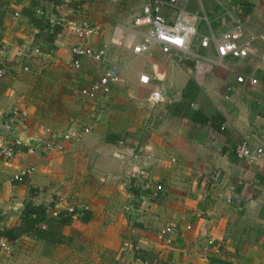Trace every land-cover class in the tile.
<instances>
[{
	"label": "crops",
	"instance_id": "1",
	"mask_svg": "<svg viewBox=\"0 0 264 264\" xmlns=\"http://www.w3.org/2000/svg\"><path fill=\"white\" fill-rule=\"evenodd\" d=\"M144 2L0 0V118L12 109L27 113L17 133L0 128V147H22L11 161L0 156V227L17 226L29 200L38 208L87 209L76 204V196L90 176L101 174L96 163L114 153L122 155L121 169L139 179L141 189L132 227L121 212L101 228L97 212L88 209L89 222L75 219L63 227L62 244L22 238L9 254L0 251V264H82V258L86 264H264V160L249 163L234 154L243 141L264 150V45L251 43L246 58L219 60L213 44H199L237 23L245 37L264 34V0H178L200 20L189 49L172 56L157 46L147 55L131 51L148 30L133 24ZM28 12L60 27L52 49L37 43ZM161 13L172 23L176 10L164 6ZM84 20L95 28L92 48L109 46L108 61L81 58L80 69L73 70L74 27ZM108 65L119 69L121 83L108 96L83 98L80 90ZM141 74L150 77L148 85L139 82ZM190 80L197 87L195 101L184 117L176 116L172 106ZM153 90L162 95L157 104L147 101ZM197 111L219 113L221 132L194 123ZM84 128L90 132L60 152L44 155L33 147L47 138L46 129L61 134ZM30 166L35 171L22 183L13 180ZM146 184L163 190L148 198ZM167 226L176 231L170 244L161 234Z\"/></svg>",
	"mask_w": 264,
	"mask_h": 264
},
{
	"label": "built area",
	"instance_id": "2",
	"mask_svg": "<svg viewBox=\"0 0 264 264\" xmlns=\"http://www.w3.org/2000/svg\"><path fill=\"white\" fill-rule=\"evenodd\" d=\"M174 8L176 10L175 19L172 23L162 15L161 9L164 7ZM199 17L188 14L178 0H145L140 8V14L135 17L133 24L138 27H147L148 30L143 36V41L132 46L131 51L138 56L147 55L150 53L151 47L157 46L165 55H171L176 51H187L192 40L197 34V25ZM76 42L70 49L73 56L72 69L79 70L81 67V58H87L96 63H107L109 46L103 44L99 48H92L89 44V39L95 33V28L88 21H81L74 27ZM260 41L264 45V34L254 35L247 34L245 37V29L242 23H237L230 30L222 33L218 37L205 36L199 39V44L202 48H208L210 44L215 47V52L219 60L230 57L233 59H243L249 54L248 48L251 43ZM264 60V52L262 54ZM27 71V68L24 69ZM3 77V72L0 69V80ZM120 71L117 67L108 65L102 76L97 80L92 81L89 85L80 90V95L88 100H95L98 97L108 96L112 88L121 83ZM151 79L148 75L141 74L139 82L143 85H148ZM237 82L244 83L243 77H238ZM249 84H254L250 80ZM162 100L160 91L153 90L148 94L147 101L151 104H157ZM27 113L20 109H12L7 115L0 118V128H3L8 133H17L20 128L25 125ZM90 132L89 128L72 129L64 133H54L48 129L45 130L47 138L42 142L33 143L35 150L40 154H49L54 151H62L64 145L70 141H79L83 135ZM234 154L237 159L249 163L264 160V150L261 147H252L248 141H243L234 148ZM16 151L7 143L0 147V156L5 161L14 159ZM119 157V155H116ZM35 171V167L30 166L13 177V180L22 183L26 177L30 176ZM146 189H150L148 198H157L162 192L163 187L160 184L151 186L145 185ZM230 201V200H229ZM69 212L73 208L67 209ZM45 212L56 216L58 210L46 206ZM44 227V226H43ZM173 227H165L161 234L165 237V242L170 244L172 235L176 234ZM212 242H210L211 244ZM12 244L5 240H0V251L9 254L12 251Z\"/></svg>",
	"mask_w": 264,
	"mask_h": 264
},
{
	"label": "trees",
	"instance_id": "3",
	"mask_svg": "<svg viewBox=\"0 0 264 264\" xmlns=\"http://www.w3.org/2000/svg\"><path fill=\"white\" fill-rule=\"evenodd\" d=\"M26 17L30 23L38 30L36 34L37 43L42 46L53 48L52 43L56 34L61 30L59 26H50L48 22H44L41 17H36L34 13H26ZM42 51L44 49L41 48ZM49 51V48H48ZM197 95V87L193 81H189L182 91L181 100L172 106V113L176 116L184 117L191 103L195 101ZM223 118L217 112L211 116L203 115L197 111L193 122L200 125H208L213 132H221L220 128L223 124ZM16 152L22 147H18L15 143H7ZM131 193L137 196L141 193V189L132 188ZM34 193H32L33 196ZM50 205V207H52ZM46 206L38 208L34 206L31 200L24 203L20 213L19 224L10 228L0 227V240L13 243L19 239L26 238L30 240L43 241L47 244L58 245L64 241L62 229L70 225L73 220L78 219L82 223H87L92 218V212L88 209L73 208V211L62 210L56 216L45 212ZM3 217L0 212V223ZM44 226V227H43Z\"/></svg>",
	"mask_w": 264,
	"mask_h": 264
},
{
	"label": "rangeland",
	"instance_id": "4",
	"mask_svg": "<svg viewBox=\"0 0 264 264\" xmlns=\"http://www.w3.org/2000/svg\"><path fill=\"white\" fill-rule=\"evenodd\" d=\"M174 53H172L171 56ZM173 59H175V57ZM164 67L166 68V65ZM161 69L163 71L162 67ZM168 92L166 94L169 97L170 93L168 94ZM203 106L205 110H209L210 108L208 102H205ZM152 109L153 107H151L149 111ZM116 155H119V157ZM121 156L120 153H114L110 161L105 158L98 161L96 163L98 173L100 172L101 174L97 178L90 176L81 188L80 193L76 196V204L79 207L90 210L93 209L97 212L98 217L100 218V221L98 222L102 224L101 228L110 224L115 218H117V214H120L121 212L127 217L130 227L135 224V221L132 220L133 216L131 213H136V210L138 209L136 207L140 205V200L131 193V189L136 188V185L140 184V182L139 179L133 178V176L121 169L119 161ZM113 160L114 164L112 162ZM88 171L90 170L88 169ZM90 175H92V173ZM115 206L121 207L122 210H118ZM79 248L81 249L80 246ZM82 261V264H86L84 258H82ZM91 263L106 264L103 259L99 262L98 260L93 259V262ZM129 264H133L132 261L129 260Z\"/></svg>",
	"mask_w": 264,
	"mask_h": 264
}]
</instances>
